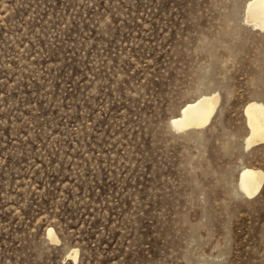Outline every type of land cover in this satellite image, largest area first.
I'll return each instance as SVG.
<instances>
[{
	"label": "rangeland",
	"instance_id": "obj_1",
	"mask_svg": "<svg viewBox=\"0 0 264 264\" xmlns=\"http://www.w3.org/2000/svg\"><path fill=\"white\" fill-rule=\"evenodd\" d=\"M247 2L0 0V264H264ZM212 93L209 124L173 128Z\"/></svg>",
	"mask_w": 264,
	"mask_h": 264
},
{
	"label": "bare ground",
	"instance_id": "obj_2",
	"mask_svg": "<svg viewBox=\"0 0 264 264\" xmlns=\"http://www.w3.org/2000/svg\"><path fill=\"white\" fill-rule=\"evenodd\" d=\"M246 23L252 27L264 29V0H248L245 7ZM220 95L218 93L202 94L187 101L178 115L171 120V125L178 131L190 128H202L210 123L216 110ZM250 132L246 137V145L264 143V102L260 99L250 100L245 108ZM264 182V170L258 167L245 165L241 169L240 189L247 195H253L262 187ZM51 240L57 241L58 237L54 228L48 229ZM79 250L73 248L70 255L76 259Z\"/></svg>",
	"mask_w": 264,
	"mask_h": 264
}]
</instances>
